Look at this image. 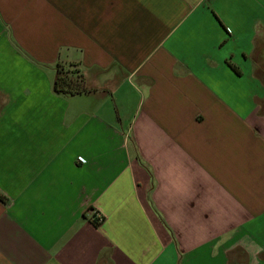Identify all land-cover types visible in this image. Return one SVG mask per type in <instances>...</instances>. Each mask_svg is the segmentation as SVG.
Returning a JSON list of instances; mask_svg holds the SVG:
<instances>
[{
  "label": "crops",
  "instance_id": "1",
  "mask_svg": "<svg viewBox=\"0 0 264 264\" xmlns=\"http://www.w3.org/2000/svg\"><path fill=\"white\" fill-rule=\"evenodd\" d=\"M0 192V264H264V0H0Z\"/></svg>",
  "mask_w": 264,
  "mask_h": 264
},
{
  "label": "trees",
  "instance_id": "2",
  "mask_svg": "<svg viewBox=\"0 0 264 264\" xmlns=\"http://www.w3.org/2000/svg\"><path fill=\"white\" fill-rule=\"evenodd\" d=\"M233 69L235 67L231 65ZM56 75L53 83V90L56 94L68 97L89 93L92 90L87 87L85 78L82 72L75 64H63L57 62L55 66ZM0 201L7 202V198L0 192ZM96 213L93 215V223L95 226L99 225L98 219L95 218Z\"/></svg>",
  "mask_w": 264,
  "mask_h": 264
},
{
  "label": "built area",
  "instance_id": "3",
  "mask_svg": "<svg viewBox=\"0 0 264 264\" xmlns=\"http://www.w3.org/2000/svg\"><path fill=\"white\" fill-rule=\"evenodd\" d=\"M96 219H98L99 221L101 220V217L99 215L96 214Z\"/></svg>",
  "mask_w": 264,
  "mask_h": 264
}]
</instances>
